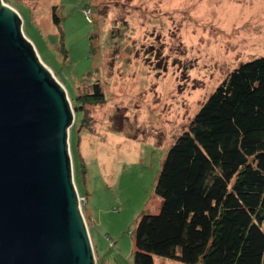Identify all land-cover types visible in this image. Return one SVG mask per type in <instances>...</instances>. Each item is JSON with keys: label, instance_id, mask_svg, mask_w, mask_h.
I'll use <instances>...</instances> for the list:
<instances>
[{"label": "rangeland", "instance_id": "374dc122", "mask_svg": "<svg viewBox=\"0 0 264 264\" xmlns=\"http://www.w3.org/2000/svg\"><path fill=\"white\" fill-rule=\"evenodd\" d=\"M2 3L73 109L72 180L96 264H133L130 234L160 210L154 186L168 149L228 74L264 56V0ZM95 83L103 103L75 110Z\"/></svg>", "mask_w": 264, "mask_h": 264}, {"label": "trees", "instance_id": "16d2710c", "mask_svg": "<svg viewBox=\"0 0 264 264\" xmlns=\"http://www.w3.org/2000/svg\"><path fill=\"white\" fill-rule=\"evenodd\" d=\"M51 15L59 26L56 8ZM103 101L95 83L73 105ZM154 192L159 212L130 234L133 264H264V56L209 95L168 149Z\"/></svg>", "mask_w": 264, "mask_h": 264}, {"label": "water", "instance_id": "95a60500", "mask_svg": "<svg viewBox=\"0 0 264 264\" xmlns=\"http://www.w3.org/2000/svg\"><path fill=\"white\" fill-rule=\"evenodd\" d=\"M0 0V264H96L72 180L64 88Z\"/></svg>", "mask_w": 264, "mask_h": 264}, {"label": "built area", "instance_id": "2783aa9c", "mask_svg": "<svg viewBox=\"0 0 264 264\" xmlns=\"http://www.w3.org/2000/svg\"><path fill=\"white\" fill-rule=\"evenodd\" d=\"M85 15L87 16V18L89 17V15H90V12L89 11H85ZM84 202V201H83ZM79 203H80V205H81V199H80V197H79Z\"/></svg>", "mask_w": 264, "mask_h": 264}, {"label": "clouds", "instance_id": "9594fccd", "mask_svg": "<svg viewBox=\"0 0 264 264\" xmlns=\"http://www.w3.org/2000/svg\"><path fill=\"white\" fill-rule=\"evenodd\" d=\"M3 1V0H2Z\"/></svg>", "mask_w": 264, "mask_h": 264}]
</instances>
